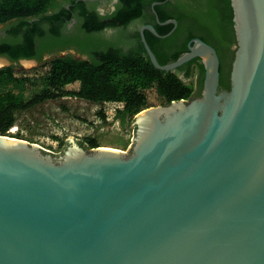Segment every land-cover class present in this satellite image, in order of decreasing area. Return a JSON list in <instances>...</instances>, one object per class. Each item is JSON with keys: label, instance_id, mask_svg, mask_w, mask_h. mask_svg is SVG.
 <instances>
[{"label": "water", "instance_id": "1", "mask_svg": "<svg viewBox=\"0 0 264 264\" xmlns=\"http://www.w3.org/2000/svg\"><path fill=\"white\" fill-rule=\"evenodd\" d=\"M231 4L230 90L219 89L214 47L194 39L161 65L145 32L161 35L141 27L157 69L174 72L199 57L205 81L201 97L139 113L129 150L71 138L55 154L0 135V264H264V113L260 87L243 89L249 57H264V19L250 22L244 0ZM250 102L256 112L246 116Z\"/></svg>", "mask_w": 264, "mask_h": 264}, {"label": "trees", "instance_id": "2", "mask_svg": "<svg viewBox=\"0 0 264 264\" xmlns=\"http://www.w3.org/2000/svg\"><path fill=\"white\" fill-rule=\"evenodd\" d=\"M209 2L214 5L216 10L220 6L229 8V14L225 16V19H222L216 10L205 16L192 14L190 27L187 31L190 33L189 38L196 36L197 32L207 34L212 31L216 34L222 24L233 23L230 0H209ZM60 3H65L63 10L66 14H69L67 5L71 6L72 11L83 14L84 29L90 34L99 32L108 26H121L126 29L132 20L141 16V5L135 0L126 3V6L119 10L117 16H111L113 18L111 24L103 23V17L95 11H90L84 0H0V25L14 20H22V25L28 26L30 24L27 22L28 20L40 18L41 21L50 22L53 25L52 30L56 34L58 30L56 23L60 18L57 15H48V13ZM177 18L181 22V16ZM169 19L172 17H162L160 21L165 22ZM145 24L148 22L142 23V25ZM156 29L160 35L166 32V29L160 25H156ZM145 33L148 43L161 65H167L179 59V53L175 56L160 54L153 42L156 39L155 35L150 31ZM120 38H123V42H125L128 36L121 33ZM133 38L135 46L131 52L127 53L122 50H97L93 51L91 59L88 60L73 56L55 57L30 71H18L13 66L1 69L0 83L46 77L53 86L60 88L61 93L40 94L30 101L10 92L0 94V135L11 136V130L15 126L17 115L20 112L59 96L78 98L98 104L123 103L124 107L118 111L117 116L124 122L128 118L136 117L147 108L168 105L182 99H191L194 94L192 85L184 81L178 73L162 71L153 65L141 42L139 30ZM33 43L31 41L29 46L11 50L10 55L14 59L34 57ZM193 63L194 61L190 65ZM189 76L190 73L186 75L187 78ZM97 147L96 145L90 146V148Z\"/></svg>", "mask_w": 264, "mask_h": 264}, {"label": "flooded vegetation", "instance_id": "3", "mask_svg": "<svg viewBox=\"0 0 264 264\" xmlns=\"http://www.w3.org/2000/svg\"><path fill=\"white\" fill-rule=\"evenodd\" d=\"M134 0H88L86 1L87 8L90 11H95L101 17L102 22L111 24L113 18L117 16L119 10L126 6V3ZM141 5V16L132 20L126 29L121 26H108L99 32L88 33L84 29L85 19L82 13L72 11L71 6L67 5L69 14L63 10L65 3H60L54 7L48 15H57L60 20L56 23L58 28L56 34L53 32V25L47 21H41L40 18L28 20V26L22 25V20H14L4 25H0V59H5L8 67H18L21 61L35 60L41 64L45 59H51L55 56L74 55L78 59H91L93 51H106V50H122L127 53L126 43L123 38H120L121 33L126 36H133L140 31L143 22H148L155 26L160 25L166 29V32L153 41L157 51L160 54L167 56H175L180 54L179 58L189 51L190 45L193 44L194 39L200 38L217 51L220 58V91L231 89V74L233 62L235 60L237 51V36L234 27V12L232 8V22H226L221 25L214 34L209 31L207 34L196 33V36L189 38L190 33H187L192 14L205 16L213 13L216 8L209 0H135ZM162 17H172L161 25L157 21ZM220 6V5H219ZM222 19L229 14V8L220 6L216 10ZM178 16H181V22L178 21ZM155 18V19H154ZM177 20V25L174 23H167L170 20ZM36 25V26H35ZM147 25V24H145ZM157 30V29H156ZM152 33V32H151ZM134 39V38H133ZM33 41V49L35 55L32 58H19L14 59L10 55L11 50H18L21 47L29 46V42ZM134 43V42H133ZM194 61L193 64L190 63ZM174 62V61H173ZM172 63V62H170ZM194 72L197 78V88L194 90L193 97H201L204 91L205 81V66L201 58H195L190 62L178 68L174 73L182 76ZM184 80V79H183ZM224 82V83H223Z\"/></svg>", "mask_w": 264, "mask_h": 264}, {"label": "rangeland", "instance_id": "4", "mask_svg": "<svg viewBox=\"0 0 264 264\" xmlns=\"http://www.w3.org/2000/svg\"><path fill=\"white\" fill-rule=\"evenodd\" d=\"M133 37L134 34L127 38V50H132L135 46ZM65 56L70 55L60 54L55 57ZM71 56L75 57L72 54ZM51 59H45L41 64L29 66L25 65L24 60V64L21 61V64L15 69L30 71ZM0 60L5 62V59ZM8 65L6 62L1 64L0 70ZM182 77L184 81L192 85L194 90L197 88V78L194 72L188 78ZM6 92L30 101L40 94H60L61 90L44 77L0 83V94ZM123 107V103L98 104L78 98L59 96L20 112L17 115L16 124L11 130V136L38 143L55 154L63 152L71 138L76 139L80 145L86 148L96 145L127 151L133 144L136 117L128 118L124 122L117 116L118 111Z\"/></svg>", "mask_w": 264, "mask_h": 264}, {"label": "bare ground", "instance_id": "5", "mask_svg": "<svg viewBox=\"0 0 264 264\" xmlns=\"http://www.w3.org/2000/svg\"><path fill=\"white\" fill-rule=\"evenodd\" d=\"M245 8L244 14L246 18L251 21H255L258 17V21L264 19V0H244ZM254 48V46H251ZM4 60H0V65H3ZM24 64V61H23ZM25 65H31V62H26ZM264 67V57L259 56L258 54H251L247 61L248 71H244V75L246 74L247 83L243 86V89L248 88L250 95H256L257 87H260L261 91V108L260 112L264 113V76L261 75L260 71ZM256 74H258L259 81L255 78ZM241 110L246 116H251L256 112V107L254 106V102H250L248 105L244 106ZM181 118H185L188 121V129L185 130V134L188 135L191 130V117H185V114L181 116ZM186 127V128H187ZM169 144V143H168Z\"/></svg>", "mask_w": 264, "mask_h": 264}]
</instances>
